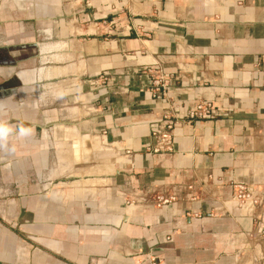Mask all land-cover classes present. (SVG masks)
I'll return each instance as SVG.
<instances>
[{
	"label": "crops",
	"instance_id": "1",
	"mask_svg": "<svg viewBox=\"0 0 264 264\" xmlns=\"http://www.w3.org/2000/svg\"><path fill=\"white\" fill-rule=\"evenodd\" d=\"M11 1L0 264H264V0Z\"/></svg>",
	"mask_w": 264,
	"mask_h": 264
},
{
	"label": "built area",
	"instance_id": "2",
	"mask_svg": "<svg viewBox=\"0 0 264 264\" xmlns=\"http://www.w3.org/2000/svg\"><path fill=\"white\" fill-rule=\"evenodd\" d=\"M215 115V111L211 103H197L191 106L187 112L189 118H210ZM174 124L170 121L162 122L156 130L152 132L153 152H171L175 148V139L173 136ZM235 199L239 204L252 201L254 205H259V199L255 198L252 191L246 186L240 185L235 193ZM161 202H167L161 198ZM154 264H158L155 262Z\"/></svg>",
	"mask_w": 264,
	"mask_h": 264
},
{
	"label": "rangeland",
	"instance_id": "3",
	"mask_svg": "<svg viewBox=\"0 0 264 264\" xmlns=\"http://www.w3.org/2000/svg\"><path fill=\"white\" fill-rule=\"evenodd\" d=\"M26 1H27V4H30V3H32L35 0H26ZM42 1H43V8L44 9H45L46 6L50 7V3L53 2V6H52V8L54 9L53 13L57 12L60 15L63 13L62 10H63V8H64V6L66 4V0H52V1L51 0H42ZM11 2H13V0ZM45 3H48L49 5H47ZM27 14H30V12L27 11ZM28 21H29L28 23H31L30 19H28Z\"/></svg>",
	"mask_w": 264,
	"mask_h": 264
}]
</instances>
